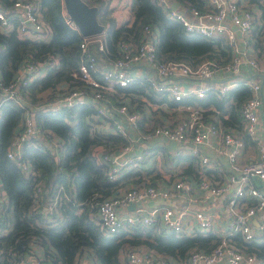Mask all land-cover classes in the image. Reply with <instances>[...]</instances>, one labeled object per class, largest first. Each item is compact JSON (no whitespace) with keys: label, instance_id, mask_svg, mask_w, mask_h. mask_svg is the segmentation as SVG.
Instances as JSON below:
<instances>
[{"label":"built area","instance_id":"built-area-1","mask_svg":"<svg viewBox=\"0 0 264 264\" xmlns=\"http://www.w3.org/2000/svg\"><path fill=\"white\" fill-rule=\"evenodd\" d=\"M172 1L154 0L166 17L178 21L187 32L206 37L223 35L231 43V58L227 62L206 59L192 67L183 60L161 59L156 50L155 31L144 26L143 38L138 44L119 41L122 55L103 61L106 65L99 67L97 57L88 53L87 45L98 43V47L104 49V32L81 36L79 45L87 55L72 74L82 80V85L72 86L67 81L68 86L64 83L65 90L58 97L48 99L45 91L41 101L29 104L21 93L23 87L47 72L49 66L56 65L58 57L48 54L38 61L25 58L12 78L6 81L0 76V105L11 99L23 107L6 155L17 161L24 174L33 173L30 163L22 157L23 146L27 143L57 145L60 142L55 135L43 136L36 126L35 112L44 106L81 104L90 96V133L103 136L106 132H113L129 141L108 152H103L102 145L93 147L92 153L105 165L107 177L117 180L133 167L149 166L158 170L153 175L159 174L153 178L152 173L143 175L141 181L124 183L101 197L96 213L104 231L112 235L126 226L157 225L179 235L213 232L220 237V241L209 250L191 249L182 261L167 260L160 252L140 245L132 246L125 251L126 264H214L219 260H226L229 264H264L254 250H244L229 242L234 233L251 240L258 231L264 230V219L258 227L253 223V219L264 211V141L258 135L260 83L256 76L241 73L248 66L256 71L255 74H264V56L257 59L250 48V32L255 27L254 9L247 7L244 0H207L206 9L190 4L173 8ZM12 6L9 13L0 8V32L16 29L20 37L42 40L49 37L51 30L43 21L37 3L13 0ZM66 20L72 24L68 17ZM228 22L236 25L240 38ZM218 72L225 73V78L213 80ZM184 78H193L194 81L186 87L182 82ZM136 79L146 81L156 97L172 98L174 103L151 100L143 94L140 98L145 106L138 107L137 100L132 101L129 92L119 90ZM240 80L251 89V95L241 108L243 125L240 130L220 122H209L205 120L204 107L181 101L184 97H202L211 91L224 95ZM108 92L115 95L111 97ZM143 117L154 120L144 130L139 124ZM242 130L255 143L257 157L241 158L245 149ZM186 155L194 156L198 161L199 168L194 172L183 171L187 165L183 163ZM60 190L61 186L47 196L44 209L51 215L61 198ZM3 194L0 187V202ZM217 196H222L221 202L212 204ZM150 199H159L160 202L152 204ZM168 199L185 204L167 203ZM34 200L37 205L41 204L40 197ZM131 203H134L132 208ZM222 220L223 224L220 223ZM28 258L24 254L17 263L33 264ZM52 259V256L39 254L37 264H55Z\"/></svg>","mask_w":264,"mask_h":264},{"label":"trees","instance_id":"trees-1","mask_svg":"<svg viewBox=\"0 0 264 264\" xmlns=\"http://www.w3.org/2000/svg\"><path fill=\"white\" fill-rule=\"evenodd\" d=\"M31 1L38 4L42 19L51 30L48 39L20 37L16 29L0 32V76L6 81L15 75L17 66L25 58L38 61L48 54L58 57L56 65L49 66L47 72L23 87L21 93L29 104L41 101L45 91L48 99L58 97L65 90L67 81L72 86L82 85V80L72 72L87 55L79 45L81 34L66 20L62 0ZM85 1L98 6V20L105 26L104 49H100L98 43L87 45L88 53L96 56L97 62H100L99 57L105 61L120 57L119 41L138 44L143 38L144 26L155 31L156 50L161 59L183 60L194 67L206 59L224 63L231 58V43L223 35L206 37L187 32L178 21L166 17L154 0H132L131 20L120 25L112 15L109 0ZM177 1L180 5L190 4L200 9L208 7L207 0ZM12 3L13 0H0V8L9 13L13 9ZM244 3L254 9L255 27L250 32V48L254 50L255 57L261 59L264 56V0H244ZM98 65L103 67L106 64ZM119 90L129 92L131 100H137L140 108L145 106L140 98L143 94L151 100L174 103L172 98L156 97L151 93L150 85L142 79H136ZM250 91L244 80H240L224 95L211 91L202 97L191 95L181 101L204 107L205 120L209 122H220L240 130L243 125L241 108L251 95ZM108 95L113 97L115 93L108 92ZM89 101L90 96L81 104L44 106L35 112L36 126L43 136L50 138L55 135L60 142L57 145L27 143L23 146L22 157L30 163L33 171L29 175L21 171L16 160L6 155L23 107L11 99L0 105V187L4 190L0 202V264H18V258L32 254L34 247L42 248L43 256H52L55 264H76L84 250L92 253V264H123L125 251L132 246L140 245L160 252L167 260L182 261L193 248L209 250L217 244L220 237L213 232L179 235L172 229L157 225L126 226L112 235L104 231L96 213L101 197L119 185L141 181L143 175L152 173L153 178L159 174L153 175L158 170L149 166L133 167L117 180L107 177L105 165L92 153L93 147L102 145L103 152H108L129 141L113 132H106L103 136L92 135L88 123L92 113ZM212 106L216 109L213 110ZM153 122L151 117H143L139 124L144 130ZM241 134L244 142H249L250 136L243 130ZM183 163L187 164L183 168L185 172L199 168L194 156L186 155ZM60 186L61 198L51 215L44 205L47 196ZM37 197L41 199L40 205L35 203ZM229 242L244 250H254L264 263V233L251 240L234 233Z\"/></svg>","mask_w":264,"mask_h":264},{"label":"crops","instance_id":"crops-1","mask_svg":"<svg viewBox=\"0 0 264 264\" xmlns=\"http://www.w3.org/2000/svg\"><path fill=\"white\" fill-rule=\"evenodd\" d=\"M131 3H132V0H109V5L112 9V15L115 17L117 25H120L126 21L131 20V13H130ZM229 24L233 28V25H231V23H229ZM236 35H237V33H236ZM237 37L240 38V36H238V35H237ZM251 54H253L254 56L256 55V54H254L253 49H251ZM99 58L100 59L98 61H100V62H98V63L101 64V63H103V61H105V59L103 57H99ZM255 72H256L255 70L251 69L248 66H245L241 73L243 75H246V76L247 75L256 76L259 83H260L259 94L261 97V104L259 105V109H258V119H259L258 135L264 141V74L259 75V74H255ZM225 75L226 74L223 72H218L217 75L213 77V80L223 79V78H225ZM193 81H194L193 78H184L182 80L184 86H186V87L191 85ZM107 130L109 131L110 128L107 127ZM257 155H258V152H257L256 146H255V143L250 138H249V142H247L245 140L244 154L242 155L241 158L246 160L247 158L250 159L253 157H257ZM179 168H180V166L178 165L177 169H179ZM263 189H264V187H263ZM221 199H222V196H217L212 201V204L220 203ZM149 202L152 204L153 203H159L160 200L159 199H150ZM166 202L167 203L185 204V202H183V201H174L172 199H168V200H166ZM262 219H264V211L261 212L260 215H258L257 217H255L253 219V223H254L255 227H258V224ZM220 223L223 224L224 220H222ZM220 232H221V230H220ZM262 233H264V230L262 232L258 231L256 233V236L258 234H262ZM42 253H43L42 248L34 247L33 253L32 254H26V255L29 257L28 259H30V261L33 264H37V256L39 254H42ZM92 263H94V258H93L92 253L88 250L81 251V254L78 256V258L76 260V264H92ZM122 263L123 264L125 263V258H122ZM214 264H229V263L226 260H223V261L219 260ZM240 264H246V262H241Z\"/></svg>","mask_w":264,"mask_h":264},{"label":"water","instance_id":"water-1","mask_svg":"<svg viewBox=\"0 0 264 264\" xmlns=\"http://www.w3.org/2000/svg\"><path fill=\"white\" fill-rule=\"evenodd\" d=\"M64 10L69 21L77 28L81 36L98 34L104 31V25L98 20V6L89 4L85 0H62ZM180 4L179 1L173 0L172 7L175 8ZM238 36L241 35L236 25H233ZM144 68V64H141ZM256 74L262 75L257 72ZM134 203L130 204L133 207Z\"/></svg>","mask_w":264,"mask_h":264}]
</instances>
